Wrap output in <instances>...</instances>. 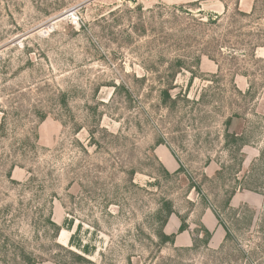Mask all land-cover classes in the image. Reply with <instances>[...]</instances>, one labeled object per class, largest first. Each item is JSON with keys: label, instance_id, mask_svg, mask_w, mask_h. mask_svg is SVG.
Masks as SVG:
<instances>
[{"label": "rangeland", "instance_id": "374dc122", "mask_svg": "<svg viewBox=\"0 0 264 264\" xmlns=\"http://www.w3.org/2000/svg\"><path fill=\"white\" fill-rule=\"evenodd\" d=\"M262 148L264 0H0V264H264Z\"/></svg>", "mask_w": 264, "mask_h": 264}, {"label": "trees", "instance_id": "16d2710c", "mask_svg": "<svg viewBox=\"0 0 264 264\" xmlns=\"http://www.w3.org/2000/svg\"><path fill=\"white\" fill-rule=\"evenodd\" d=\"M162 96H163V100H170L168 92L162 91ZM230 120H228L226 123H229ZM224 139L226 140V147L230 148L229 150L233 149L235 152L239 153L241 151L242 146L246 145V140L244 139V137L241 136H236L233 134H228L225 133L224 135ZM231 146V147H230ZM259 164H252V167L250 169V177L255 178L253 181H251V183L249 184H245L243 185V189L251 191V192H255V193H259V194H263L264 195V179H262V181H259V178L262 177V171L264 169V148L260 149L259 151V156L257 158ZM238 166H240L242 164V160L239 159L238 160ZM254 184L255 187H252L251 185ZM229 204V203H228ZM229 207H227L228 209ZM230 211V208H229ZM163 212H164V219H163V223L167 222V219L171 216V214H173V211L171 209V206L169 203H164L163 204ZM217 219L218 216H216ZM263 219H264V213H263ZM221 224L220 219L218 220ZM51 226L54 228V230L57 232L59 230V227H57L56 225L50 223ZM221 226L224 228L225 230V239L230 238L231 234L228 228H226L225 226H223L221 224ZM69 228V225L67 227V229ZM187 230V225L185 223V221L182 219L181 220V224L178 228V231L176 234H180L184 231ZM176 234H172L170 236L165 235L163 232H160L157 235V238L159 239V241L161 243H170V244H174V240H175V235ZM211 239V233L209 230L202 228V237L198 239V237H193L192 238V245L194 247H196L198 244H201L203 247H207L209 244V241ZM83 253H87V249L83 248ZM70 254H72V256H74V258L78 261H84V259L79 256V255H75L74 253H72L71 251H69Z\"/></svg>", "mask_w": 264, "mask_h": 264}]
</instances>
